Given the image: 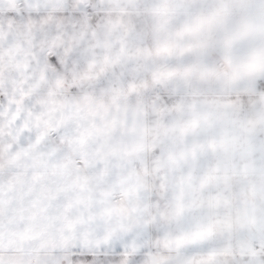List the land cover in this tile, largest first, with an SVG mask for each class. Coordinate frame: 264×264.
<instances>
[{"label":"crops","instance_id":"obj_1","mask_svg":"<svg viewBox=\"0 0 264 264\" xmlns=\"http://www.w3.org/2000/svg\"><path fill=\"white\" fill-rule=\"evenodd\" d=\"M243 15L264 0H0V264H264V80L230 57ZM70 95L141 105V163L106 178L139 182L134 248L68 247L83 230L50 197L80 192L34 189L81 177Z\"/></svg>","mask_w":264,"mask_h":264},{"label":"rangeland","instance_id":"obj_2","mask_svg":"<svg viewBox=\"0 0 264 264\" xmlns=\"http://www.w3.org/2000/svg\"><path fill=\"white\" fill-rule=\"evenodd\" d=\"M229 26L233 67L238 66L247 80L252 77L263 81L264 15L252 18L232 16ZM135 104L129 110L121 99L114 96L70 95L64 100L61 133L68 139L71 157L75 156L83 162L78 169L81 177H77L76 182L73 177L49 183L36 181L34 189L44 190L51 196L58 192L65 195L66 191L69 193L74 189L80 192L70 194V198H61L60 203L59 198L50 197L53 206L70 209L69 220L74 222L76 218L77 232L81 234L83 230L81 238L86 244L80 246V241L72 240L68 247L134 248L140 244L141 237L137 236V231L143 228V215L129 201L133 199L126 197L130 189H137L139 182L106 180L108 172L112 173L114 168L113 174L120 179L129 174L125 168L135 170L137 162L141 163L138 147H142L144 126L141 105ZM118 191L125 194L110 199L108 193ZM95 222L99 233L113 232L110 243H97L105 241V235L89 239ZM51 241L53 243L52 238ZM54 241H57L56 237Z\"/></svg>","mask_w":264,"mask_h":264}]
</instances>
